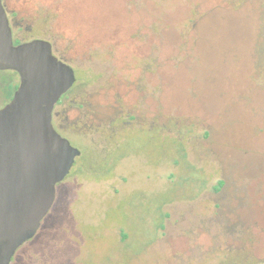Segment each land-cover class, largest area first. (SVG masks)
<instances>
[{
	"label": "rangeland",
	"instance_id": "1",
	"mask_svg": "<svg viewBox=\"0 0 264 264\" xmlns=\"http://www.w3.org/2000/svg\"><path fill=\"white\" fill-rule=\"evenodd\" d=\"M4 1L18 38L72 66L73 99L160 103L162 121L113 175L107 154L90 172L76 157L9 264H264V0ZM18 83L0 70V108ZM103 126L65 134L86 148Z\"/></svg>",
	"mask_w": 264,
	"mask_h": 264
},
{
	"label": "water",
	"instance_id": "2",
	"mask_svg": "<svg viewBox=\"0 0 264 264\" xmlns=\"http://www.w3.org/2000/svg\"><path fill=\"white\" fill-rule=\"evenodd\" d=\"M0 70L19 76L12 99L0 108V264H9L35 235L79 150L51 121L54 104L75 82L74 69L48 40L14 44L1 0Z\"/></svg>",
	"mask_w": 264,
	"mask_h": 264
},
{
	"label": "flooded vegetation",
	"instance_id": "3",
	"mask_svg": "<svg viewBox=\"0 0 264 264\" xmlns=\"http://www.w3.org/2000/svg\"><path fill=\"white\" fill-rule=\"evenodd\" d=\"M1 1L5 9L9 21V25L11 27L12 39L14 37V39L17 40V43H15L14 40L13 43L19 44L22 42L29 41V40L23 41L22 39L18 38L15 35V33H13L14 25L18 23L17 21L14 22L15 16L17 14L16 12L9 13L5 1L4 0ZM20 28L21 27H18L19 30ZM52 51H53V46H52ZM54 55L56 54L54 53ZM56 56L59 59H61V57H59L58 55ZM62 60L65 61L64 59ZM75 83H76V76L73 85H75ZM73 85L63 95H61V97L53 106L51 121L54 129L66 139L67 136L65 132L70 129L69 126H75L74 129H77L82 133L84 132L86 133V130L89 129L97 132L100 125L104 124L103 132L104 133L107 132V136H103V139L100 140L97 139L98 140L97 142L91 141V144L89 141V143L87 144L88 147L85 148V145H82V147H77L79 148L78 156H80V159L82 157L81 160L83 161V163L80 164V168H82L81 171H86V170H88L89 172L94 171V169H89L86 167L88 166V163H93L92 160H94L96 157L103 158L105 154H107L108 159L106 161H109V165H110L109 169L107 170L108 171L107 173H109V175H113L116 171V165L119 164L120 160L124 158L128 160L130 158L129 156H132L136 159L138 158V153H139L138 151H140V149L134 148L135 150H133L132 152L129 150L126 152L123 151L122 148L124 147L125 144L128 143V138L131 139V137L142 133L147 139V142H149L152 140L153 131H157V132L161 131L162 121H161V112L159 111L160 103L159 105L157 104L158 108H155L153 112L151 106H148L145 109V111L140 110L139 106L137 105H132V107L128 109H126L122 105L121 106L108 105L107 107H102L98 105V100L96 99V97L90 99L89 95L80 96L78 97V99L77 98L73 99L72 96L70 95ZM17 87L15 88V90L17 89ZM71 106L75 108L76 116L74 122L69 123L68 122L69 117L67 115V112H69ZM152 113H154V115H152ZM93 118L97 119L95 120L97 122H95ZM94 144L97 146L95 147ZM99 146L102 147L98 148ZM101 152H103V154L98 155ZM111 155H115L116 157L112 160H109ZM147 160L148 161H146V163L152 162V158L149 156L147 157ZM130 164L131 162L127 163L128 170H126V172L130 173L128 176L135 173L130 170V166H131ZM92 165H94V163ZM126 180L127 179H125V181ZM131 183L134 184L135 182H131ZM128 232H130V229H128Z\"/></svg>",
	"mask_w": 264,
	"mask_h": 264
},
{
	"label": "trees",
	"instance_id": "4",
	"mask_svg": "<svg viewBox=\"0 0 264 264\" xmlns=\"http://www.w3.org/2000/svg\"><path fill=\"white\" fill-rule=\"evenodd\" d=\"M62 59V58H61Z\"/></svg>",
	"mask_w": 264,
	"mask_h": 264
}]
</instances>
